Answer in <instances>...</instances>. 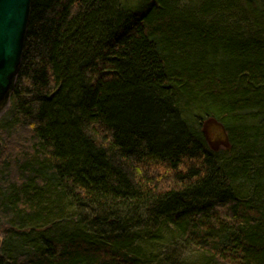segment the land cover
<instances>
[{
	"label": "trees",
	"instance_id": "16d2710c",
	"mask_svg": "<svg viewBox=\"0 0 264 264\" xmlns=\"http://www.w3.org/2000/svg\"><path fill=\"white\" fill-rule=\"evenodd\" d=\"M0 142V264H264V0H32Z\"/></svg>",
	"mask_w": 264,
	"mask_h": 264
},
{
	"label": "water",
	"instance_id": "95a60500",
	"mask_svg": "<svg viewBox=\"0 0 264 264\" xmlns=\"http://www.w3.org/2000/svg\"><path fill=\"white\" fill-rule=\"evenodd\" d=\"M31 1L0 0V115L8 106L20 67Z\"/></svg>",
	"mask_w": 264,
	"mask_h": 264
},
{
	"label": "rangeland",
	"instance_id": "374dc122",
	"mask_svg": "<svg viewBox=\"0 0 264 264\" xmlns=\"http://www.w3.org/2000/svg\"><path fill=\"white\" fill-rule=\"evenodd\" d=\"M196 113L197 112H195V114ZM199 123L200 124L198 127L199 129L203 131L205 140L211 148L218 150V149H222L226 147L225 145L227 143V135H226L224 127L221 124L217 123L216 121L210 118L202 119V121L200 120ZM0 238H1V243H2L1 235H0ZM182 251L183 253L185 252L184 255L189 256V259L195 260V264H197L199 259H198V256L196 257V252H192L188 250L187 251L182 250Z\"/></svg>",
	"mask_w": 264,
	"mask_h": 264
},
{
	"label": "bare ground",
	"instance_id": "6f19581e",
	"mask_svg": "<svg viewBox=\"0 0 264 264\" xmlns=\"http://www.w3.org/2000/svg\"><path fill=\"white\" fill-rule=\"evenodd\" d=\"M7 109V108H6ZM213 149V148H212Z\"/></svg>",
	"mask_w": 264,
	"mask_h": 264
}]
</instances>
